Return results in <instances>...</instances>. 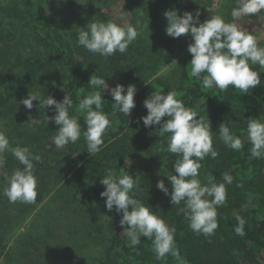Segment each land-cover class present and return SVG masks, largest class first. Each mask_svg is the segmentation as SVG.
Wrapping results in <instances>:
<instances>
[{
  "label": "trees",
  "instance_id": "trees-1",
  "mask_svg": "<svg viewBox=\"0 0 264 264\" xmlns=\"http://www.w3.org/2000/svg\"><path fill=\"white\" fill-rule=\"evenodd\" d=\"M126 1L128 7L141 18L139 21L134 20L140 24L138 31L150 27L153 14L148 13V7L152 5L149 0ZM153 1L165 7L179 0ZM73 2L0 0V13L4 22L3 25L0 21V125L11 128L13 136L19 137L15 141L20 146L29 147L41 157L39 162L33 161L38 179L36 202L25 209L26 203L16 207L17 204L9 202L7 197L3 198L5 175H11L14 169L22 167L11 153L5 154L6 163L0 173V257L5 250L6 236L2 234L3 230L11 234L16 227H22L35 205L41 204L55 186H63L68 188L78 205L80 219L87 223V232L94 226L96 219L105 220L108 232L100 235L102 248L99 264H177L171 255L156 259L152 241L147 238H141L138 246L130 244L119 223L122 213H117L115 208L109 211L105 206V198L100 196L104 190L100 180L111 171L117 176L126 172L131 175L137 186L134 189L135 198L150 205L157 215L175 226L176 245L186 264H264V158L257 159L250 155L251 144L247 140L246 127L250 118L264 121V91L255 92L251 88L244 93L231 86L226 91L216 87L204 88L202 80L191 76L192 56L188 52L192 40L190 35L165 37L163 41L170 44L172 49L165 48L164 54H157L154 48L156 44L141 47L136 42L131 50L128 47L125 53L117 52L107 58L90 53L77 44L79 28L86 27L89 22L109 20L101 12L102 5L77 13L72 9ZM184 2L178 12L180 15L185 11L193 14L199 11L201 17L207 6V2L202 0ZM234 7L236 0H224V10L219 15L226 22L233 21L231 11ZM67 12L69 18H64ZM13 20L17 25L21 23L22 29L6 31L16 27ZM7 22L12 27H8ZM23 38L32 40L37 47H31L34 52H24L26 46ZM258 46L264 47V42H258ZM181 49L186 52L178 60L181 81L172 85L156 74ZM93 75L105 78L109 88L115 87L117 83L136 86V107L129 117L114 111L110 92L103 94V88L90 87L89 80ZM203 75L206 73H202L201 77ZM172 90L177 92L178 99L198 113L197 119L200 115L210 120L214 132L213 146L219 155L209 159L205 176L211 173L217 182L222 181L224 173L233 176L232 184L227 186V199L217 209L219 227L210 237L197 234L189 228V221L182 213H178L183 202L179 206L170 203V196H165L157 189L158 180L150 167L136 175L125 162L127 154L133 158L143 146L148 154L154 147L166 148L171 134L161 135L156 126L145 127L139 118L147 114L143 102L151 93L166 94ZM95 91H101L103 111L109 115L111 123L103 137L104 144L100 151L92 156L87 152L83 135L87 129L84 120L86 113L78 105L84 96ZM33 92H37L41 99L51 95L61 101L67 94L73 100L70 114L79 116L82 130L76 143L63 148L55 146L53 137L57 134L58 126L53 121L48 123L45 116L55 113L50 108L39 107L37 101H33L30 110L20 103ZM221 123H225L244 141L241 151L226 147L219 139L217 130ZM166 186L171 192V185ZM19 207L24 212L16 219L15 212ZM236 215L246 220L243 236L234 231L237 226Z\"/></svg>",
  "mask_w": 264,
  "mask_h": 264
},
{
  "label": "clouds",
  "instance_id": "clouds-1",
  "mask_svg": "<svg viewBox=\"0 0 264 264\" xmlns=\"http://www.w3.org/2000/svg\"><path fill=\"white\" fill-rule=\"evenodd\" d=\"M264 10V0H236V7L231 11L233 22H226L220 15H213L201 22L200 12L185 11L178 14L177 9L166 10V34L172 38L190 35L192 43L188 45L191 54V76L202 80L204 88L216 87L226 91L230 86L247 93L251 88L260 85V75L253 65L264 67V47L258 46V37L251 31L240 27L236 21L243 16H254ZM136 25L118 24L111 20L107 22H89L86 27L79 28L77 44L93 54L105 58L119 52L125 53L140 34ZM202 73H206L201 77ZM91 88H103V94L108 91L113 100L114 111H119L125 117L131 115L136 107L134 84L127 86L117 83L109 88L105 78L93 75L89 80ZM175 90L166 94L153 92L143 102L147 114L140 117L145 127L156 126L161 135L170 133L167 151L178 158L174 162V171L165 175L171 183V192L163 179L156 184L158 190L165 196H170V203L183 207L178 208L189 221V228L197 233L210 237L219 227L218 207L227 199V186L233 182V176L224 173L222 181L208 173L205 180L200 177V169L206 157L215 159L219 153L213 146L214 132L210 120L186 106L182 99L177 98ZM41 99L37 92L28 94L20 101L27 109L33 108V101L44 109L50 108L55 114L46 116L57 126V134L53 137L57 148H63L70 143H76L82 134L80 118L70 114L73 100L66 94L61 101L48 95ZM103 95L101 91L92 92L79 101V109L86 113L87 125L83 135L86 140L87 152L92 156L98 153L104 144V135L110 126V118L103 111ZM167 117L166 120L163 118ZM139 122V121H138ZM247 140L251 144L249 150L253 158H264V121L250 118L247 123ZM219 139L232 150L241 151L244 141L233 133L230 128L221 123L218 128ZM10 152L22 167L16 168L11 175H5L7 187L3 190L11 203H35L38 195V179L35 175L33 161L39 162L41 157L34 154L29 147L17 145L12 147L9 138L0 130V168L6 163L5 153ZM100 183L104 190L100 193L105 198V206L109 211L115 208L122 213L119 221L124 235L129 238L132 246L141 244V238L152 241L156 259L161 260L171 255L177 264H186L181 257L175 241V226L168 224L162 216L157 215L153 208L135 198V179L127 172L117 176L109 171ZM237 226L234 231L245 235L246 220L236 215Z\"/></svg>",
  "mask_w": 264,
  "mask_h": 264
},
{
  "label": "rangeland",
  "instance_id": "rangeland-1",
  "mask_svg": "<svg viewBox=\"0 0 264 264\" xmlns=\"http://www.w3.org/2000/svg\"><path fill=\"white\" fill-rule=\"evenodd\" d=\"M184 1L179 0L172 5L160 7L153 0H149V4L152 5L148 7V13L149 15L153 14V19L149 22L151 25L150 27L141 29L136 40L129 45L130 50L135 42L141 47H151L152 44H156L154 48L157 54H164L163 50L167 47L171 50V45H167L163 41L165 37L169 38L165 31L167 20L164 12L171 9H177L179 12L182 9L183 3H185ZM202 1L207 2V6L201 13V22L213 15L221 14L224 10V0ZM100 5H102V14L108 20L118 24L135 25L141 19L134 10H131V7H128L126 0H74L72 9L77 13H81L82 9H94ZM64 18H69L68 12ZM134 20L137 21L134 22ZM0 21L4 25L1 13ZM62 22L64 25L66 24L64 20ZM236 23L243 29L251 31L256 35L258 42H264V10L254 16H243ZM6 24L8 27H12L8 22ZM20 28L22 29L21 23H18V25L16 23L15 28H9L6 31H16L20 30ZM16 36H19V31H17ZM23 42L26 46L24 52L30 54L29 50L33 51L31 47L35 45L28 38H23ZM192 42L191 40L190 43ZM34 54L36 55V53ZM185 54L184 49L177 51L176 56L170 58L167 65L162 66L156 75H161L172 85L179 84L181 78L178 60ZM253 68L260 72L261 83L252 89L255 92L264 91V67L257 64L253 65ZM0 130L5 132L12 147L20 145V143L15 141L19 137L13 136L11 128H5L0 125ZM161 148L162 146L154 147L151 154H148L147 149L144 150L143 146L139 148L141 151L136 152L133 158L127 154L125 162L133 168L136 175H140L142 170L150 167V171L158 181L163 179L166 185H171L165 175H169L170 172L176 174L173 165L178 157L166 150L161 151ZM7 153L10 152H6L5 154ZM209 159L212 158L209 156L201 161L202 168L200 169L199 178L202 181L206 177L205 173L209 166ZM3 198L6 199V196H3ZM13 204H17L16 207L18 205L21 206V202ZM31 205L32 203H26L25 209L29 206L31 207ZM21 209L19 207L18 211L15 212L16 219L23 215L24 210L22 211ZM79 213V207L69 193L68 188L55 186L45 196L41 204L35 205L33 211L23 221L22 227H16L11 234L3 230L2 234L6 236L4 241L5 250L2 257H0V264H99L102 248L100 235L104 232L106 234L108 227H106L104 219H96L94 226L87 232V223H84L80 219Z\"/></svg>",
  "mask_w": 264,
  "mask_h": 264
}]
</instances>
